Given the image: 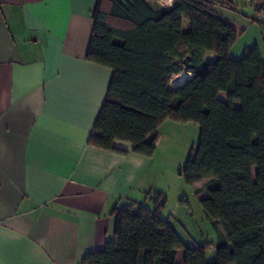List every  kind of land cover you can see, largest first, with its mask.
Returning <instances> with one entry per match:
<instances>
[{"label": "trees", "instance_id": "trees-1", "mask_svg": "<svg viewBox=\"0 0 264 264\" xmlns=\"http://www.w3.org/2000/svg\"><path fill=\"white\" fill-rule=\"evenodd\" d=\"M216 4L95 0L86 51L88 61L112 70L90 146L120 151L114 142L123 141L150 157L164 121L198 125L179 173L191 185L206 180L199 202L216 233L215 259H207V241L183 242L161 217L165 194L155 192L116 206L112 237L86 253L83 264H174L176 249L184 251L183 264H264V57L256 45L231 56L237 34L216 15ZM183 72L192 75L170 88Z\"/></svg>", "mask_w": 264, "mask_h": 264}, {"label": "crops", "instance_id": "crops-1", "mask_svg": "<svg viewBox=\"0 0 264 264\" xmlns=\"http://www.w3.org/2000/svg\"><path fill=\"white\" fill-rule=\"evenodd\" d=\"M246 1L217 0L214 10L236 42L245 37L232 57L252 45L264 57V0L257 10ZM94 4L0 0V264H83L112 237L113 209L151 192L154 153L123 141L114 142L120 151L87 144L112 76L86 59ZM201 182L198 199L206 195ZM180 232L186 245L202 242ZM183 256L176 249L174 264Z\"/></svg>", "mask_w": 264, "mask_h": 264}, {"label": "rangeland", "instance_id": "rangeland-1", "mask_svg": "<svg viewBox=\"0 0 264 264\" xmlns=\"http://www.w3.org/2000/svg\"><path fill=\"white\" fill-rule=\"evenodd\" d=\"M244 38L243 36L236 42L234 55L241 53L239 46L242 45ZM178 77L172 78L169 83L170 88L178 85L181 79L174 82L178 80ZM157 134L154 159L150 168L153 181L149 196H153L155 192L165 194L167 200L161 217L169 218L171 225L178 233L189 232L191 238H195L198 242L207 241V259L212 261L216 254L214 246L216 233L195 194L194 185L186 183L179 173V169L197 143L199 127L193 122L167 121L158 129ZM204 182H201V186Z\"/></svg>", "mask_w": 264, "mask_h": 264}, {"label": "built area", "instance_id": "built-area-1", "mask_svg": "<svg viewBox=\"0 0 264 264\" xmlns=\"http://www.w3.org/2000/svg\"><path fill=\"white\" fill-rule=\"evenodd\" d=\"M164 7H171L174 4V0H153ZM249 4L254 6L256 10L259 7L260 0H247ZM256 18H260L259 11L256 12Z\"/></svg>", "mask_w": 264, "mask_h": 264}, {"label": "bare ground", "instance_id": "bare-ground-1", "mask_svg": "<svg viewBox=\"0 0 264 264\" xmlns=\"http://www.w3.org/2000/svg\"><path fill=\"white\" fill-rule=\"evenodd\" d=\"M187 77H189V74H181V76H179L178 77V80H176V81H174V82H177V81H179L180 79H182V78H187Z\"/></svg>", "mask_w": 264, "mask_h": 264}]
</instances>
